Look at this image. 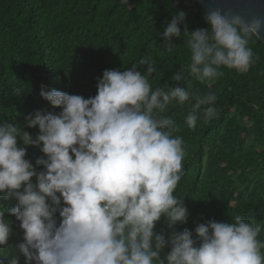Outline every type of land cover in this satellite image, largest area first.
Segmentation results:
<instances>
[{
    "label": "clouds",
    "instance_id": "9594fccd",
    "mask_svg": "<svg viewBox=\"0 0 264 264\" xmlns=\"http://www.w3.org/2000/svg\"><path fill=\"white\" fill-rule=\"evenodd\" d=\"M241 2L262 11L244 15L219 0L204 15L209 27L189 30L179 11L161 34L169 53L177 46L173 38L183 37L189 74L201 84L221 77L224 68L246 73L255 62L250 42L264 39V0ZM139 64L147 65L145 72L136 64L105 69L88 98L41 85L40 96L60 111L36 109L24 117V128H38L35 138L0 121V199L16 201L0 206V254L14 235L6 212L23 232L9 264H19V255L25 264H264L254 220L236 215L176 230L190 215L174 194L186 150L174 135L175 121L164 114L173 102L191 101L185 123L194 129L199 119L217 116V97L182 87L181 71L172 76L175 86L153 89L155 61ZM30 146L42 153L35 164L26 158ZM162 218L170 231H155Z\"/></svg>",
    "mask_w": 264,
    "mask_h": 264
},
{
    "label": "trees",
    "instance_id": "16d2710c",
    "mask_svg": "<svg viewBox=\"0 0 264 264\" xmlns=\"http://www.w3.org/2000/svg\"><path fill=\"white\" fill-rule=\"evenodd\" d=\"M179 11L186 13L189 30L209 27L196 0H0V121L35 138L38 128H24V117L36 109L60 111L40 96L41 85L88 98L96 94L105 69L123 71L136 64L143 73L147 65L139 61L154 60L153 89L175 86L172 76L181 71L182 87L215 93L217 116L189 128L185 117L191 101L173 102L164 114L175 121L174 135L182 137L186 150L184 176L174 194L183 198L190 215L176 230L240 215L259 224L258 239L264 241V43L252 38L255 62L248 72L224 68L221 77L201 84L189 74L183 37L173 38L175 51L163 48L161 34ZM41 155L30 146L26 158L35 164ZM15 203L0 199L5 209ZM6 218L14 222V235L0 264H9L23 237L15 217L6 212ZM155 231H170L163 218ZM19 264H25L22 255Z\"/></svg>",
    "mask_w": 264,
    "mask_h": 264
},
{
    "label": "water",
    "instance_id": "95a60500",
    "mask_svg": "<svg viewBox=\"0 0 264 264\" xmlns=\"http://www.w3.org/2000/svg\"><path fill=\"white\" fill-rule=\"evenodd\" d=\"M199 7L206 13L209 6L219 2V0H196ZM228 7L234 8L236 11L241 12L244 15H255L259 14L262 9L255 2L244 3L241 0H226ZM264 43V39H260Z\"/></svg>",
    "mask_w": 264,
    "mask_h": 264
}]
</instances>
